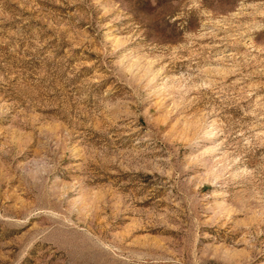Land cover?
I'll return each instance as SVG.
<instances>
[{
  "label": "rangeland",
  "instance_id": "rangeland-1",
  "mask_svg": "<svg viewBox=\"0 0 264 264\" xmlns=\"http://www.w3.org/2000/svg\"><path fill=\"white\" fill-rule=\"evenodd\" d=\"M0 264H264V0H0Z\"/></svg>",
  "mask_w": 264,
  "mask_h": 264
}]
</instances>
